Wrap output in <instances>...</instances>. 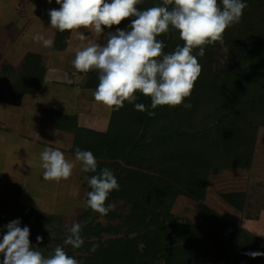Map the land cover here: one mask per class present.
Here are the masks:
<instances>
[{
    "label": "trees",
    "instance_id": "obj_1",
    "mask_svg": "<svg viewBox=\"0 0 264 264\" xmlns=\"http://www.w3.org/2000/svg\"><path fill=\"white\" fill-rule=\"evenodd\" d=\"M162 2L143 0L137 7L145 10ZM243 2L247 4L243 16L226 29L222 44L205 46L203 57L198 56L199 49L193 50L202 72L191 96L184 101L191 108L180 105L152 109L151 98L137 92L135 103L144 104L145 111L125 101L119 111H112L105 133L86 131L87 141L78 147L91 151L98 162L97 171L110 169L120 185L105 202H121V210H126V214L112 210L105 216L116 224L95 223L91 218L98 213L84 207L77 223L83 226L81 236L85 242L73 249L64 244L69 231L62 226L61 217L23 207L19 203L20 186L0 180V242L6 226L19 220L21 228L30 229L31 245L44 256L62 246L80 264H264V256L246 255L264 252V242L222 216L204 209L201 224L175 223L170 213L178 196L202 201L211 174L247 171L251 167L256 130L264 127V0ZM132 19L113 25L111 32L128 29ZM69 32L57 31L54 51L65 48ZM157 39L164 43L165 54L184 44L171 26ZM218 50H222V56H217ZM217 57H222L225 64H220ZM39 61L34 55L24 59L23 74L9 90L12 103L19 104L24 93L41 82L43 69ZM87 76L85 86L96 89L99 73L89 72ZM148 111L155 115L149 116ZM43 113L56 116L55 120L73 119ZM85 174L88 178L95 173ZM84 187L86 200L91 191L87 180ZM221 199L237 211L248 200L241 191L223 193ZM105 234L110 237L103 238ZM37 236L43 237L39 244ZM97 243L99 248L91 252ZM2 261L0 255V264Z\"/></svg>",
    "mask_w": 264,
    "mask_h": 264
},
{
    "label": "clouds",
    "instance_id": "obj_2",
    "mask_svg": "<svg viewBox=\"0 0 264 264\" xmlns=\"http://www.w3.org/2000/svg\"><path fill=\"white\" fill-rule=\"evenodd\" d=\"M52 0H48L51 3ZM143 0H56L60 8L51 9V28L60 31L89 29L101 35L104 28L130 17L128 29H117L107 34L105 44L92 43L75 53L72 65L76 73H88L97 70L99 83L93 92L95 102L103 104L109 111H119L125 101L134 104L136 110L145 111L144 104L135 103L136 93L151 98V108L158 106L176 107L185 104V98L191 96L195 82L202 72L198 56L205 55V46L223 43V34L227 28L240 22L247 4L243 0H163L161 5L145 10L137 6ZM171 5V7H169ZM171 28L179 32L183 46L165 54L164 43L157 39ZM81 40L87 39L79 32ZM32 39L42 43L45 48L54 46L53 38L35 34ZM149 116L155 112L148 111ZM39 137V134L34 132ZM40 167L45 181L59 183L71 177L77 162L82 173H95L87 178L91 191L82 206L106 216L114 206L106 205L113 190L120 185L114 173L103 168L99 172L98 162L91 151L75 149V161H69L59 149L45 147L40 153ZM19 220L10 222L7 232L0 242L2 264H80L69 256L62 246L54 249V254L46 257L42 251L31 245L30 229L21 228ZM82 225L73 223L65 245L79 249L84 244L81 236ZM37 244L43 237H36ZM99 244H93L90 251L96 252ZM246 255L256 258L264 252H249Z\"/></svg>",
    "mask_w": 264,
    "mask_h": 264
},
{
    "label": "crops",
    "instance_id": "obj_3",
    "mask_svg": "<svg viewBox=\"0 0 264 264\" xmlns=\"http://www.w3.org/2000/svg\"><path fill=\"white\" fill-rule=\"evenodd\" d=\"M59 8L56 0H0V180L20 186L23 207L66 219L83 211L86 174L77 162L69 179L45 181L40 153L45 147L59 149L67 160L75 161L74 151L86 143V131H107L112 111L95 102L96 89L85 86L89 72L73 75L72 61L84 47L105 44L111 29L105 27L101 35L89 29L74 30L67 35L62 51L45 48L32 37L39 33L55 40L58 30L51 28L48 12ZM80 31L87 39L79 38ZM29 55L40 58L41 82L14 104L9 90L22 76L21 65ZM90 72L98 73L95 69ZM44 111L73 118L74 123L59 117L55 120L56 116Z\"/></svg>",
    "mask_w": 264,
    "mask_h": 264
},
{
    "label": "rangeland",
    "instance_id": "obj_4",
    "mask_svg": "<svg viewBox=\"0 0 264 264\" xmlns=\"http://www.w3.org/2000/svg\"><path fill=\"white\" fill-rule=\"evenodd\" d=\"M221 51H217V56H222ZM217 59L220 64H225L222 57H217ZM207 185L206 194L202 201H195L184 196H178L175 199L170 210L176 220L175 223L201 224L202 213L204 209H207L222 216L224 220L236 228L250 232L264 242V127H259L256 130V142L250 169L247 171H221L211 174ZM231 191H241L247 194V203L241 211L233 209L222 201L221 194ZM109 204L114 206L116 213L126 214V210H121V202ZM91 219L103 226L117 223V221L101 216L99 213ZM73 223H77L75 216L66 219L61 218L62 226L67 230ZM108 237L110 235L105 234L103 236V238Z\"/></svg>",
    "mask_w": 264,
    "mask_h": 264
}]
</instances>
